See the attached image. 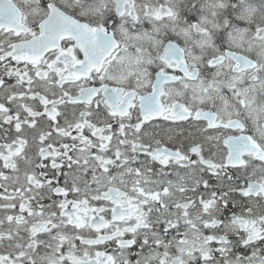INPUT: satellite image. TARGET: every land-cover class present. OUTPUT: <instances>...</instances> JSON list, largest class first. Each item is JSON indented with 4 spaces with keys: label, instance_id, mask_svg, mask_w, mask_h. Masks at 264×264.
<instances>
[{
    "label": "snow or ice",
    "instance_id": "obj_1",
    "mask_svg": "<svg viewBox=\"0 0 264 264\" xmlns=\"http://www.w3.org/2000/svg\"><path fill=\"white\" fill-rule=\"evenodd\" d=\"M0 264H264V0H0Z\"/></svg>",
    "mask_w": 264,
    "mask_h": 264
}]
</instances>
